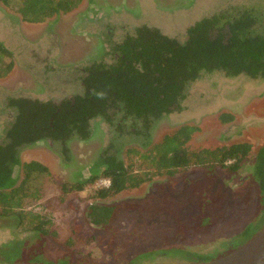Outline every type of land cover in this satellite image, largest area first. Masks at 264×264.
Here are the masks:
<instances>
[{
  "label": "rangeland",
  "instance_id": "rangeland-1",
  "mask_svg": "<svg viewBox=\"0 0 264 264\" xmlns=\"http://www.w3.org/2000/svg\"><path fill=\"white\" fill-rule=\"evenodd\" d=\"M238 9L258 12L264 31V0H80L72 11L41 23L23 21L16 2L0 1V134L9 97L48 102L80 93V70L108 60L112 44L136 28L156 27L183 41L195 22ZM224 115L232 120L222 121ZM183 126L196 129L185 144L190 153L235 144H248L250 151L234 173L217 160L159 173L151 164L152 147ZM110 133L96 122L91 139L72 140L65 150L41 141L19 151L21 164L40 163L48 175L29 189L35 196L20 209L28 212L24 223L0 218V264H264V196L253 166L264 144V80L203 73L187 87L181 110L155 122L147 137L113 132L118 157L143 180L105 201L117 211L101 227L90 224L86 212L108 180L66 195L60 187L88 181ZM22 174L16 167V187ZM35 224L48 235L30 232ZM252 225L249 238L242 235ZM8 250L19 254L4 261L1 252Z\"/></svg>",
  "mask_w": 264,
  "mask_h": 264
},
{
  "label": "trees",
  "instance_id": "trees-1",
  "mask_svg": "<svg viewBox=\"0 0 264 264\" xmlns=\"http://www.w3.org/2000/svg\"><path fill=\"white\" fill-rule=\"evenodd\" d=\"M4 5L16 2L18 13L27 23H41L60 13H68L80 0H0ZM261 16L252 9L230 10L195 22L183 41L169 37L156 27L141 26L109 49V59L91 62L80 72L81 91L58 101L9 97L4 104L9 119L0 134V218L25 222L28 212L20 211L37 178L48 175L46 167L30 161L20 163L19 151L41 141L57 144L63 150L72 140L91 139L96 122L104 123L110 133L108 146L91 168L90 177L70 187L62 185L61 194L80 192L85 184L108 180V186L92 195L86 212L94 226H107L117 208L105 201L142 183L118 157L113 132L142 138L163 116L181 110L187 87L203 73L221 72L227 78L246 76L264 80V31ZM5 49L0 43V55ZM230 121V115L222 116ZM193 127L183 126L152 147L151 164L159 173L174 174L194 166L218 165L234 173L246 159L250 146L235 144L213 151L190 153L185 144ZM144 133V134H142ZM122 136V137H123ZM146 141H144L145 144ZM138 154V153H137ZM22 169V182L16 187L15 169ZM254 175L264 196V144L257 152ZM255 225L242 235L253 233ZM45 227L33 225L30 232L46 236ZM12 245H8V248ZM4 251V250H3ZM1 252L4 261L18 251ZM17 252V253H16ZM19 254V253H18ZM200 260V259H199ZM45 264L54 262L44 261ZM55 264H64L63 261Z\"/></svg>",
  "mask_w": 264,
  "mask_h": 264
}]
</instances>
